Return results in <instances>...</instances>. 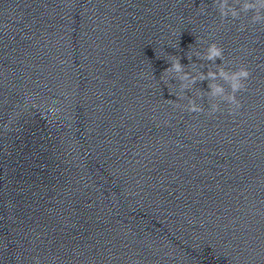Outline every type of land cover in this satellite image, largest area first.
<instances>
[{"label": "water", "instance_id": "obj_1", "mask_svg": "<svg viewBox=\"0 0 264 264\" xmlns=\"http://www.w3.org/2000/svg\"><path fill=\"white\" fill-rule=\"evenodd\" d=\"M253 15L222 19L214 0H0V264H264ZM209 43L216 64L250 73L234 112L198 96L208 80L179 99L160 79L170 55L206 73L187 55Z\"/></svg>", "mask_w": 264, "mask_h": 264}, {"label": "clouds", "instance_id": "obj_2", "mask_svg": "<svg viewBox=\"0 0 264 264\" xmlns=\"http://www.w3.org/2000/svg\"><path fill=\"white\" fill-rule=\"evenodd\" d=\"M218 5V11L222 19L231 17L238 19L242 12H254L252 21L254 23L264 22V0H237L241 6H235L231 0H214ZM204 11V10H203ZM223 49L217 46L215 43H209L207 48L203 51L196 50L195 52L188 53L187 57L189 61H192V57H197L200 61H210L207 65L208 71L202 72L200 68L204 67V64L197 66L196 62H192L190 70L186 68V65L181 63V58L178 56L170 55L167 60L170 62V66L164 71L161 76V80L166 81L165 84L169 87L171 81H179L178 90L174 93L179 99H183L186 92L191 90L197 81L208 80L209 91H201L198 93L199 97L205 95L209 98H214L218 101L227 102L233 105L230 111L234 112L240 107V101L237 99V93L245 88V81L249 77V71L241 67L235 71L222 67L223 64H216L217 58L223 61ZM224 81L228 84L231 91L225 88ZM178 99V100H179ZM178 100L177 106L179 107ZM183 107L187 108L189 112H203L204 108L201 104H198L195 97H188L187 105ZM220 103L210 104V113H216L221 111ZM55 111V109H53ZM36 264H40L39 258H34Z\"/></svg>", "mask_w": 264, "mask_h": 264}]
</instances>
